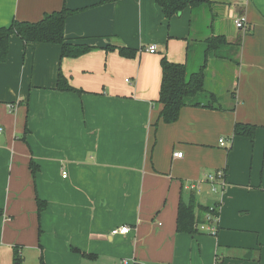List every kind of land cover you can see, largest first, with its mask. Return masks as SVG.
<instances>
[{
  "label": "crops",
  "instance_id": "0c3cea01",
  "mask_svg": "<svg viewBox=\"0 0 264 264\" xmlns=\"http://www.w3.org/2000/svg\"><path fill=\"white\" fill-rule=\"evenodd\" d=\"M198 1L169 19L154 0H0V28L76 11L66 43L90 48L62 58L13 36L0 63V264H264V0ZM217 36L230 43L207 58L218 104L164 123L162 58L195 73ZM60 72L81 93L58 90ZM218 170L227 187L213 193ZM181 200L196 225L218 204L217 235L178 233Z\"/></svg>",
  "mask_w": 264,
  "mask_h": 264
},
{
  "label": "trees",
  "instance_id": "16d2710c",
  "mask_svg": "<svg viewBox=\"0 0 264 264\" xmlns=\"http://www.w3.org/2000/svg\"><path fill=\"white\" fill-rule=\"evenodd\" d=\"M162 8L167 18L182 12L186 7H196L201 2L198 0H154ZM76 11L65 7L60 12L46 14L39 22H26L14 20L10 26L0 28V63L6 62L10 49V40L13 36L21 38L25 44H54L62 47V58H76L89 52L86 46L71 45L66 43L65 25L66 19ZM230 45L225 36L212 37L207 41L206 62L201 69L195 73H190L184 64L170 62L166 57L161 60L162 82L158 103L162 105L160 120L166 124L176 122L181 110L185 107H206L214 108L218 104V99L214 94H207L205 89V71L207 68V58L210 52L221 50L222 46ZM124 56H131L133 51L122 49ZM58 90L62 92L81 93L72 87L67 78L60 72L58 78ZM208 97V103L204 104L201 97ZM255 126L237 123L234 129V136H247L253 138ZM31 163L32 172L36 169ZM194 200L188 204L181 200L177 216V232L186 234H196V223L198 216L195 213L196 205ZM47 204L37 198L38 212L41 214ZM209 211V207L205 208Z\"/></svg>",
  "mask_w": 264,
  "mask_h": 264
},
{
  "label": "built area",
  "instance_id": "2783aa9c",
  "mask_svg": "<svg viewBox=\"0 0 264 264\" xmlns=\"http://www.w3.org/2000/svg\"><path fill=\"white\" fill-rule=\"evenodd\" d=\"M235 25L236 28L239 30H247L248 29V24L245 18H240L238 20L235 21ZM148 52L154 54L157 52V48L156 46H152L150 47L148 50ZM127 82H129V79L126 80ZM2 129L0 126V133H1ZM221 146L225 145V140L222 139L220 141ZM183 153H174V158L179 159L182 158ZM63 177L66 178L67 177V173L64 172L63 173ZM206 181L207 183L211 186V190L213 193H218L219 191H223L225 190V188L227 187V181H226V173L224 170H218L214 173H209L206 176ZM187 189H196V190H200V186L196 185V184H190L187 186ZM219 211H220V207L218 204H215L212 207H209V211H208V215H207V220L208 222L206 224H202V225H196L195 229L198 232H202V233H206V234H210V235H217L218 233V227H217V223L219 220ZM211 223V224H210ZM130 231L129 227H122L120 229H117L115 231H113V234H127ZM122 264H127L126 261H124Z\"/></svg>",
  "mask_w": 264,
  "mask_h": 264
},
{
  "label": "rangeland",
  "instance_id": "374dc122",
  "mask_svg": "<svg viewBox=\"0 0 264 264\" xmlns=\"http://www.w3.org/2000/svg\"><path fill=\"white\" fill-rule=\"evenodd\" d=\"M6 264H17V263H15V262L14 263L13 262L10 263V258H8L7 261H6ZM24 264H30V262L28 261V263H24Z\"/></svg>",
  "mask_w": 264,
  "mask_h": 264
}]
</instances>
